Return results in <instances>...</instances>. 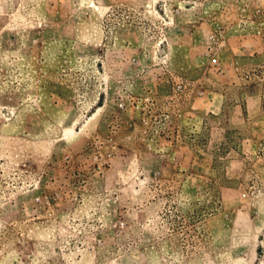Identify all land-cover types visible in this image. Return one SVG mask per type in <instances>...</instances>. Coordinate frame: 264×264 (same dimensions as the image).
<instances>
[{"label":"rangeland","instance_id":"374dc122","mask_svg":"<svg viewBox=\"0 0 264 264\" xmlns=\"http://www.w3.org/2000/svg\"><path fill=\"white\" fill-rule=\"evenodd\" d=\"M0 264H264V0H0Z\"/></svg>","mask_w":264,"mask_h":264}]
</instances>
